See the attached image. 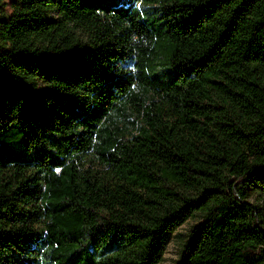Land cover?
Masks as SVG:
<instances>
[{
  "label": "trees",
  "instance_id": "trees-1",
  "mask_svg": "<svg viewBox=\"0 0 264 264\" xmlns=\"http://www.w3.org/2000/svg\"><path fill=\"white\" fill-rule=\"evenodd\" d=\"M190 217L176 264H264V0H0V264H158Z\"/></svg>",
  "mask_w": 264,
  "mask_h": 264
},
{
  "label": "rangeland",
  "instance_id": "rangeland-1",
  "mask_svg": "<svg viewBox=\"0 0 264 264\" xmlns=\"http://www.w3.org/2000/svg\"><path fill=\"white\" fill-rule=\"evenodd\" d=\"M88 5L91 6H101V5H113L120 1L126 0H82ZM47 15L52 18H59L60 15L55 9H50L47 12ZM157 64L156 71L154 75L159 77L161 80L165 81L174 77V73L171 69L167 68V63L165 56L163 54L157 55ZM153 74V73H152ZM37 84L40 89L44 88V83L42 78H37ZM253 200V197H250ZM196 222V218L190 217L187 218L184 222H182L179 226H177L169 235L165 250L163 253V258L158 264H176L178 260V252L181 243L188 238V230L191 224Z\"/></svg>",
  "mask_w": 264,
  "mask_h": 264
}]
</instances>
